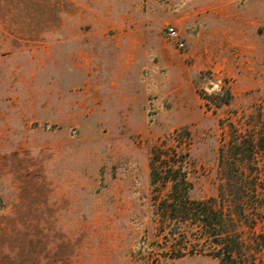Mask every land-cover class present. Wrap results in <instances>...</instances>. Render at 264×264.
Wrapping results in <instances>:
<instances>
[{
	"label": "rangeland",
	"instance_id": "rangeland-1",
	"mask_svg": "<svg viewBox=\"0 0 264 264\" xmlns=\"http://www.w3.org/2000/svg\"><path fill=\"white\" fill-rule=\"evenodd\" d=\"M263 127L264 0H0V264H219L168 251L154 151L217 198Z\"/></svg>",
	"mask_w": 264,
	"mask_h": 264
},
{
	"label": "trees",
	"instance_id": "trees-1",
	"mask_svg": "<svg viewBox=\"0 0 264 264\" xmlns=\"http://www.w3.org/2000/svg\"><path fill=\"white\" fill-rule=\"evenodd\" d=\"M234 139L222 149L224 181L219 195L207 200L191 197L187 162L178 161L177 151L163 161L162 154L169 153L155 149L152 182L169 189L157 201V225L172 255L209 250L219 264H264V231L256 230L263 207L261 169L253 163L264 153V127L259 135L256 131L249 139Z\"/></svg>",
	"mask_w": 264,
	"mask_h": 264
},
{
	"label": "built area",
	"instance_id": "built-area-1",
	"mask_svg": "<svg viewBox=\"0 0 264 264\" xmlns=\"http://www.w3.org/2000/svg\"><path fill=\"white\" fill-rule=\"evenodd\" d=\"M165 34L171 41H174L177 44L179 49L185 48V43L182 41L181 35L176 28L168 26L165 29Z\"/></svg>",
	"mask_w": 264,
	"mask_h": 264
}]
</instances>
